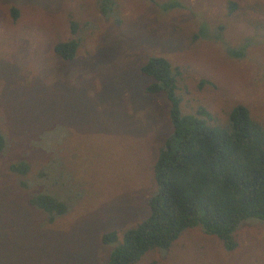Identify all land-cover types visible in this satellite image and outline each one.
Wrapping results in <instances>:
<instances>
[{"label": "rangeland", "instance_id": "1", "mask_svg": "<svg viewBox=\"0 0 264 264\" xmlns=\"http://www.w3.org/2000/svg\"><path fill=\"white\" fill-rule=\"evenodd\" d=\"M114 1L106 15L103 0H0V264H109L104 235L117 233L120 245L149 216L155 163L173 132L167 98L144 91L149 57L180 70L184 114L204 107L225 127L244 105L264 127V0ZM172 2L182 7L165 11ZM72 39L80 46L66 62L54 47ZM243 45L240 58L228 52ZM21 161L31 188L64 205L52 222L10 171ZM236 238L226 252L189 229L136 264H264V223L247 221Z\"/></svg>", "mask_w": 264, "mask_h": 264}, {"label": "trees", "instance_id": "2", "mask_svg": "<svg viewBox=\"0 0 264 264\" xmlns=\"http://www.w3.org/2000/svg\"><path fill=\"white\" fill-rule=\"evenodd\" d=\"M229 4L232 14L236 3ZM108 5L115 7L116 2L103 0L101 10L106 15L111 14ZM162 7L170 11L182 5L172 2ZM12 12L16 21L19 11ZM206 37L204 27L196 39ZM79 46L72 39L58 43L54 51L64 61L72 62ZM247 48L243 45L228 52L240 58ZM140 73L150 80L144 89L146 94L165 96L169 101L173 132L155 163L158 190L149 200V216L135 228H129L120 245H115L118 241L115 232L103 237L104 244L114 245L109 264H136L149 251L170 248L185 231L193 228L217 237L226 252L234 251L238 247L236 234L247 221L264 223V127L244 105L233 108L225 127L214 124L213 114L204 107L197 113L184 114L178 94L180 70L166 58L149 57ZM6 148L7 139L0 134V155ZM49 163L42 169L41 179L55 161ZM10 171L21 176L22 185L28 188L29 206L45 211L51 222L65 212L64 205L53 197L50 189L31 188L34 184L29 177L32 167L28 162L13 163Z\"/></svg>", "mask_w": 264, "mask_h": 264}]
</instances>
